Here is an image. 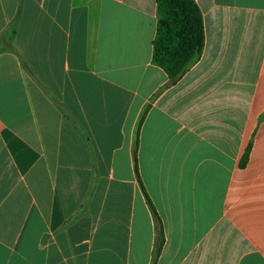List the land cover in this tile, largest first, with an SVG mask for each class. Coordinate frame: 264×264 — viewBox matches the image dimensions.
<instances>
[{
    "label": "crops",
    "instance_id": "obj_1",
    "mask_svg": "<svg viewBox=\"0 0 264 264\" xmlns=\"http://www.w3.org/2000/svg\"><path fill=\"white\" fill-rule=\"evenodd\" d=\"M157 1L0 0V264H264V0L173 84Z\"/></svg>",
    "mask_w": 264,
    "mask_h": 264
},
{
    "label": "trees",
    "instance_id": "obj_2",
    "mask_svg": "<svg viewBox=\"0 0 264 264\" xmlns=\"http://www.w3.org/2000/svg\"><path fill=\"white\" fill-rule=\"evenodd\" d=\"M157 3L158 24L153 44V63L167 73L170 84H173L203 53L204 21L195 0H158ZM13 35L12 31L0 38V51L13 50ZM136 147L137 145L134 150L135 161ZM158 232L161 234L160 226Z\"/></svg>",
    "mask_w": 264,
    "mask_h": 264
}]
</instances>
